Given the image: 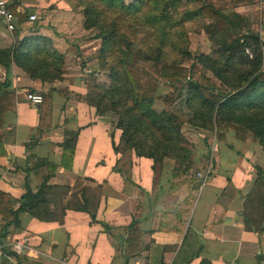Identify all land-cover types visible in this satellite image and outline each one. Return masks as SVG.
<instances>
[{"label": "crops", "instance_id": "0c3cea01", "mask_svg": "<svg viewBox=\"0 0 264 264\" xmlns=\"http://www.w3.org/2000/svg\"><path fill=\"white\" fill-rule=\"evenodd\" d=\"M10 7L17 26L10 31L0 19V48L12 46L15 38L40 36L49 39L66 62L78 59L79 49L90 57L96 51L95 41L76 39L87 30L74 0H21ZM221 12L223 17L212 22L226 41L258 34L264 26L263 0ZM31 14L36 20H28ZM64 78L66 84L42 83L14 62L8 70L0 65V94L16 97L0 129V191L5 194L0 203V242L5 245L0 264H125L121 245L138 208L140 250L126 264H264L263 205L248 198L258 168L264 182V152L252 133L240 141L229 130L224 142L216 140L210 154L213 169L198 189L195 173L175 175L171 158L155 164L131 149L116 153L112 140L117 145L122 131L112 114L67 98L58 86L84 93V72L64 73ZM47 90L52 91V101L45 125L39 121V106L32 105L26 93ZM65 132L78 133L68 168L61 165ZM206 150L201 147L194 154L196 166L205 160ZM48 174L47 184L54 187L47 195L48 208L54 218L43 221L21 211L19 225L8 223L26 184L37 190ZM83 188L95 204L96 221L74 209ZM17 241L25 243L22 252L10 247Z\"/></svg>", "mask_w": 264, "mask_h": 264}, {"label": "trees", "instance_id": "16d2710c", "mask_svg": "<svg viewBox=\"0 0 264 264\" xmlns=\"http://www.w3.org/2000/svg\"><path fill=\"white\" fill-rule=\"evenodd\" d=\"M118 1L76 0L77 6L80 7L81 4L84 6L82 10L84 28L100 27L101 24L97 23L99 18L104 19L103 13L109 10L107 8L116 6L127 10L133 8L141 17L144 16L146 25L153 30L159 43L155 51L156 56H150L138 48L127 47L130 46L129 44L121 48L120 68L116 70L107 66L101 57L107 52L106 49L113 42L114 37L119 35V29L114 24H110L113 27L111 31H109L111 26L109 28L103 26L100 29L103 43L100 48L99 63L101 69L111 70L110 82L107 86L97 84L94 89L102 93L99 100H103L104 97L109 99L110 104L104 108L117 116L115 127L122 131L117 145L112 140L114 151L122 153L131 149L136 156L153 159L155 164L171 157L175 161V175L187 173L194 161L191 151L182 146V122L167 110L156 111L152 107L157 100L163 101L164 106L167 107L173 104L177 97H180V102L188 111L187 122L198 128L214 131L218 142H224L229 130H234L236 138L240 141H244L252 133L264 150V56L259 47V36L257 33L248 32L237 38L234 37L233 40L220 42L222 38L217 36L219 31L217 24L212 22L223 17L222 9L235 4L255 3L259 0H188L192 8L197 6L194 11L186 10L189 5L184 10H180L182 0L136 1L134 6H127L124 2L119 4ZM10 10L13 12V7H10ZM175 14L180 16V20H175ZM190 18L203 19L210 25V38L219 43L212 52L195 56L196 63L211 71L210 76L202 72L200 80L191 77L193 66L167 63L159 57L163 53L165 40L169 39V35L173 38H182L175 28L180 25L179 23L183 24L182 22ZM207 19L211 22L207 23ZM19 20L23 21L24 15H20ZM121 37L125 38V35ZM172 47L177 52L190 56V51L185 50L178 42ZM247 47L250 48L252 56L245 52ZM12 62L21 67L30 78L38 79L42 83L61 81L65 73L64 56L58 53L51 41L45 37L25 36L19 40L15 38L12 46L0 48V65L8 70ZM160 82L170 86L172 91L160 95L157 90ZM41 94L39 121L48 125L51 117L52 91L47 90ZM89 97H86L88 99L86 101H89L86 102L88 105L95 107L97 111L105 110L101 108L99 100L95 102ZM15 103L16 97L13 93L0 94V129L4 123V114L14 109ZM77 134V132H65L61 159V165L65 168L70 166L72 142ZM47 167L50 171L55 170L53 165L47 164ZM261 171V168L257 169L256 184L259 183L263 189ZM48 179L49 174L43 178L37 190H32L26 184L20 206L12 212V220L7 219L8 223L19 225L17 215L21 211L28 212L43 221L54 218V214L48 208L47 196L54 187L47 184ZM200 185L201 182L198 180L196 187L199 189ZM4 196L5 194L0 191V203ZM248 198L249 202L253 203L252 198ZM260 203L264 211V192L261 193ZM94 205L92 200L86 197L83 188L81 200L74 205V209L87 212L92 221H96ZM131 222L121 245L125 264L132 254L140 250L142 231L139 208L136 209ZM103 225L110 231L107 224L103 223ZM201 264L211 263L205 260Z\"/></svg>", "mask_w": 264, "mask_h": 264}, {"label": "rangeland", "instance_id": "374dc122", "mask_svg": "<svg viewBox=\"0 0 264 264\" xmlns=\"http://www.w3.org/2000/svg\"><path fill=\"white\" fill-rule=\"evenodd\" d=\"M136 1L141 2L144 0H119L120 2H124L127 6H134ZM147 1V0H146ZM149 1V0H148ZM76 6L77 2L74 0ZM145 2V1H144ZM147 4H145L146 6ZM189 5V6H188ZM191 4H188V0H182V5L179 7L180 10H184L187 6L186 10L194 11V8H197V6H194L192 8L190 6ZM79 7V6H77ZM81 12L84 8V6L81 4L79 7ZM109 10L104 11L103 18H99V21L97 24H101L100 27H91L90 29H85L87 31H83L84 36L82 37H76L77 40L84 41H95L94 44L96 46V51L92 53L91 57L90 55L83 54V50H80V53L76 51V54L79 56L77 59L75 56L74 58H71V61L64 63V71L65 74L67 73H75L78 72H84V93L74 94L72 92H69L66 88L63 89L61 87L62 85H58L63 93L67 96V98H70L74 101H82V102H89L86 101V97H89L93 101H98L100 99V95L102 93L98 90L94 89V86L98 85H108L110 82V71L109 69H101L100 63H99V56H100V48L103 43V38L100 37V33L102 30L101 27H110V24H114L119 29V35L117 37H114L113 42L110 44V46L106 49L107 52L103 54L101 58L104 59L105 64L109 67H112L116 70L120 68V49L126 47L128 44L131 48H138L140 50H143L144 52H147L150 56H156V47L158 46L159 41L156 38V35L154 34L153 30L146 25L144 16H140L138 14V11H134V9L127 10L124 7L116 6L113 8H107ZM111 9V10H110ZM83 13V12H82ZM175 20H180V16L174 15ZM84 18H83V26H84ZM183 24L179 23L180 25L175 28L176 32H180L182 38H173V36L169 35V39H166L165 46L162 50V55L159 56L162 61L164 62H171V63H179L184 66H193V72H191V77L195 78L197 80H200V75L205 73L206 75L210 76L211 71L204 68V66L196 63L195 56L199 54H205L212 52L215 48L218 47L219 43H216L214 40L210 39L209 31L211 30L210 25L206 24L203 19L199 18H190L188 21L185 20V22H182ZM213 27V26H212ZM107 28V30H108ZM112 26L109 28L111 31ZM125 35V38L121 37ZM217 36L221 37V41H224V37L222 34H217ZM84 39V40H83ZM210 39V40H209ZM179 43L181 46L184 47V49H188L190 51V56H187L185 54L177 52L175 49H173V45L176 43ZM94 46V45H93ZM90 48V47H88ZM86 48V49H88ZM58 51V49H56ZM62 54L63 53L59 52ZM76 55V56H77ZM93 60V61H92ZM74 61V62H73ZM90 62V63H88ZM91 68L92 72H88L87 69ZM67 78H64L61 80L64 84L67 83ZM70 82V80H68ZM158 93L160 95H165L169 93V91H172L170 89V86L165 84L164 82H160L158 85ZM180 97H177V99L173 102V104H170L169 106H164L165 104L163 101L157 100L155 101L154 105L152 106L153 109L156 111H161L163 109L167 110L171 115L175 116L177 120L182 122L181 128H182V146L186 149L191 151L192 158L194 157V154L198 150V148L206 147L207 152L205 155V160L202 162L201 165L196 166L195 163H193L192 167L188 172H192L196 174V172H203L208 167L213 166L211 157V152L213 151V147L216 141V135L214 131L206 130L198 128L195 125L190 124L188 121V111L185 108L184 104L180 102ZM99 104L101 102V108L103 110L107 108V106L110 104V101L108 98H103V100L98 101ZM105 107V108H104ZM107 110V111H106ZM106 112H110L112 116L114 117L115 121L117 119V116L112 113L109 109H105ZM257 141V140H256ZM258 142V141H257ZM259 144V143H258ZM260 145V144H259ZM262 151L264 152L262 146L260 145ZM189 151V153H190ZM171 158V157H170ZM168 158V159H170ZM173 160V159H171ZM174 161V160H173ZM175 162V161H174ZM187 166V164H185ZM257 186V187H256ZM261 187L259 183L255 184L253 186L252 191L249 194V197L252 198V201L256 203V201L261 200Z\"/></svg>", "mask_w": 264, "mask_h": 264}, {"label": "built area", "instance_id": "2783aa9c", "mask_svg": "<svg viewBox=\"0 0 264 264\" xmlns=\"http://www.w3.org/2000/svg\"><path fill=\"white\" fill-rule=\"evenodd\" d=\"M21 0H0V19L4 22L6 28L10 31L14 30L17 26V18L10 10V4L15 2H20ZM264 3V0H263ZM37 16L35 14H31L28 16L29 21L36 20ZM259 36V47L262 55L264 54V26L258 32ZM245 52L252 56L250 48H245ZM26 99L30 101V103L34 106H39L42 102V94L40 92H28L26 93ZM213 166L208 167L203 172H196L195 177L200 180L201 184L207 180L209 174ZM4 247L5 245L0 242V260L4 256ZM12 250L16 252H22L25 243L23 241H17L10 244Z\"/></svg>", "mask_w": 264, "mask_h": 264}]
</instances>
